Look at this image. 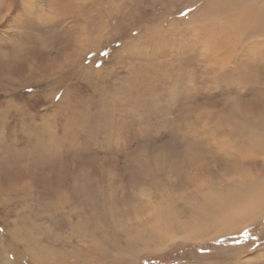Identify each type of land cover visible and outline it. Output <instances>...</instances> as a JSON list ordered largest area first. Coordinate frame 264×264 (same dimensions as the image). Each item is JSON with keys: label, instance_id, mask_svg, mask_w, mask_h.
Listing matches in <instances>:
<instances>
[{"label": "rangeland", "instance_id": "374dc122", "mask_svg": "<svg viewBox=\"0 0 264 264\" xmlns=\"http://www.w3.org/2000/svg\"><path fill=\"white\" fill-rule=\"evenodd\" d=\"M263 108L264 0H0V264H264Z\"/></svg>", "mask_w": 264, "mask_h": 264}, {"label": "crops", "instance_id": "0c3cea01", "mask_svg": "<svg viewBox=\"0 0 264 264\" xmlns=\"http://www.w3.org/2000/svg\"><path fill=\"white\" fill-rule=\"evenodd\" d=\"M258 142L260 143V150L257 148V146L255 145L253 148L254 149H252V148H250V150H256L254 153H252L251 154V157L253 158V155L256 153V155H255V158L257 159V158H259L260 156H262L261 158L263 159L262 161H259V162H261L260 164L261 165H259V166H261V167H259V169H258V171H260L263 175H264V138L263 139H261V140H258ZM249 147V146H248ZM258 154H260V155H258ZM250 155V154H249ZM261 160V159H260ZM257 167V166H256ZM242 168H244V166L242 167ZM251 170V171H253V169H254V167H251V166H248V169L247 170ZM249 170V171H250ZM262 192V191H261ZM262 196H264V195H262ZM245 197V196H244ZM261 197L260 196H258L257 198H256V200L254 199L253 201H251L250 203H249V205L248 206H250L249 208H248V212L245 214V219L244 218H241L240 220H238V222H235V223H233V224H231V225H229L230 223H226L227 222V220H221L220 222H218L217 224L220 226V227H216L215 228V230H217V231H220V230H225V228H226V231H224L222 234H219V236H217L215 239H224V238H226V237H229V236H231V237H233L234 235H236L237 234V232H239V230H241V223H245V221L247 220V218L250 216V221L249 222H247V225L245 226V227H248V226H252L254 223H257V221H256V217L257 216H259V215H262L263 217H264V202L262 201H260V202H257V200H259ZM245 199V198H244ZM227 201H228V199H226ZM222 202L223 203V201H221V200H218L217 202H218V204L217 205H220L221 203L220 202ZM239 201H241V202H243L242 201V199H239ZM239 201H236L234 198L231 200V204H232V210H233V212H234V214H235V212H236V209H241V208H243V207H245L243 204H237ZM229 202V201H228ZM204 206V205H203ZM247 206V207H248ZM254 208V210L255 211H252L253 210V208ZM217 208H218V206H217ZM251 208V209H250ZM219 213H220V211H219ZM237 216H235V218H236ZM241 217V216H240ZM251 217L253 218V219H251ZM243 220V222H241ZM215 233V232H214ZM214 240V239H213ZM212 241V240H211ZM253 255V254H252ZM250 258H256L257 259V256H256V254H254L252 257H250Z\"/></svg>", "mask_w": 264, "mask_h": 264}, {"label": "trees", "instance_id": "16d2710c", "mask_svg": "<svg viewBox=\"0 0 264 264\" xmlns=\"http://www.w3.org/2000/svg\"><path fill=\"white\" fill-rule=\"evenodd\" d=\"M252 230H253V228H252ZM156 259H158V258H156ZM156 259H152V258H147V257H142L141 259H140V264H156V262H157V260ZM158 263L159 264H165L163 261H162V259L161 260H158Z\"/></svg>", "mask_w": 264, "mask_h": 264}, {"label": "bare ground", "instance_id": "6f19581e", "mask_svg": "<svg viewBox=\"0 0 264 264\" xmlns=\"http://www.w3.org/2000/svg\"><path fill=\"white\" fill-rule=\"evenodd\" d=\"M247 22V21H246ZM250 23V22H249ZM261 120H264V108L262 109V114H261V117H260Z\"/></svg>", "mask_w": 264, "mask_h": 264}, {"label": "snow or ice", "instance_id": "6c2138e0", "mask_svg": "<svg viewBox=\"0 0 264 264\" xmlns=\"http://www.w3.org/2000/svg\"><path fill=\"white\" fill-rule=\"evenodd\" d=\"M21 39L23 40V39H25V38L22 37Z\"/></svg>", "mask_w": 264, "mask_h": 264}]
</instances>
